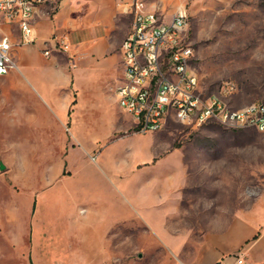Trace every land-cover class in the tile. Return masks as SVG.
Segmentation results:
<instances>
[{"label":"rangeland","instance_id":"1","mask_svg":"<svg viewBox=\"0 0 264 264\" xmlns=\"http://www.w3.org/2000/svg\"><path fill=\"white\" fill-rule=\"evenodd\" d=\"M145 2L167 20L179 7L187 9V41L194 50L191 68L203 95L218 94L233 83L238 89L231 100L235 106L264 103V0ZM11 28L0 19V39ZM15 99L13 94L14 106L0 111V264H75L69 241L54 244L52 239L60 207L53 198L36 197L38 175L54 169L61 159L44 157V143L20 142L26 131L38 128L27 122L26 111ZM222 100L229 103V96ZM66 145L65 155L71 159L64 167L85 171L93 184L107 174L114 185L115 195L112 189L103 190L102 204L93 205L118 222L112 235L115 262L181 264V252L173 253L164 244L170 246L166 232L178 243L187 234L193 244L210 229H225L227 223L216 221L235 213L258 230L238 253L245 255L246 264H264L249 256L250 248L264 237V133L217 122L195 129L168 118L157 132L130 129L96 145L69 137ZM27 152L31 159L19 156ZM27 162L30 189L20 179ZM89 196L96 198L95 192ZM180 205L202 212L181 223L171 213ZM79 264H84L81 259Z\"/></svg>","mask_w":264,"mask_h":264},{"label":"crops","instance_id":"2","mask_svg":"<svg viewBox=\"0 0 264 264\" xmlns=\"http://www.w3.org/2000/svg\"><path fill=\"white\" fill-rule=\"evenodd\" d=\"M141 1L151 10L145 0H43L37 4L32 22L34 42L22 43L15 25H10L7 34L17 68L0 76V111L14 106L12 95L16 94L27 122L38 128L26 131L20 142L44 143V157L61 159L54 169L38 175L36 197L53 198L60 207L52 239L54 244L60 239L69 241L75 264L80 259L84 264H119L115 262L117 243L112 238L118 222L114 218L110 221L100 206L93 205L102 204L103 190L112 189L115 195L114 185H110L107 174L106 179L101 176L93 184L88 173L64 164L71 159L65 155L69 137L96 145L116 132L132 129L131 117L120 109L115 89L124 73L121 47L131 31L136 3ZM62 42L70 45L74 60L61 49ZM19 156L31 159L29 152ZM30 166L28 162L22 164L20 178L29 189ZM91 192H95V199L89 196ZM200 211L180 205L171 213L179 216L181 223H188L190 215ZM226 216L216 221L227 223L225 229H210L193 244L187 234L179 243L174 241L171 231L166 232L170 246L164 244L173 253L181 252V264H215L222 259L231 262L250 239L256 238L258 230L235 213ZM255 243L249 256L254 262H262L264 237Z\"/></svg>","mask_w":264,"mask_h":264},{"label":"built area","instance_id":"3","mask_svg":"<svg viewBox=\"0 0 264 264\" xmlns=\"http://www.w3.org/2000/svg\"><path fill=\"white\" fill-rule=\"evenodd\" d=\"M43 0H0V19L15 25L22 43L35 40L32 22L37 4ZM189 15L185 7L176 11V19L167 20L156 11L147 10L137 2L131 31L122 44L123 92H116L120 109L132 120L135 133L148 134L162 129L168 118L197 129L205 121H223L233 129H255L264 133V103L237 107L231 103L237 86L220 89L205 96L199 89L197 74L192 70L194 50L188 40ZM71 60L70 45L62 42ZM46 55L50 52L46 51ZM17 68L10 36L0 39V76ZM229 96V103H222ZM215 264H246L238 253L231 262Z\"/></svg>","mask_w":264,"mask_h":264},{"label":"bare ground","instance_id":"4","mask_svg":"<svg viewBox=\"0 0 264 264\" xmlns=\"http://www.w3.org/2000/svg\"><path fill=\"white\" fill-rule=\"evenodd\" d=\"M174 19H176V13L174 14V16L172 17L171 20H174ZM224 89H227V88H224ZM116 92H123V85H117L116 86ZM222 103H226V102H224L222 100ZM207 122H217V123H220V124L224 125L223 121H205V123H207Z\"/></svg>","mask_w":264,"mask_h":264},{"label":"water","instance_id":"5","mask_svg":"<svg viewBox=\"0 0 264 264\" xmlns=\"http://www.w3.org/2000/svg\"><path fill=\"white\" fill-rule=\"evenodd\" d=\"M1 168L3 169V166H1Z\"/></svg>","mask_w":264,"mask_h":264}]
</instances>
